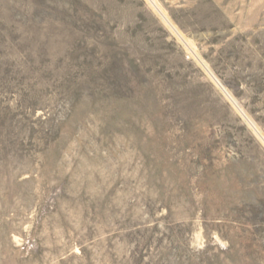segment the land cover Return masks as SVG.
Masks as SVG:
<instances>
[{
	"label": "rangeland",
	"instance_id": "rangeland-1",
	"mask_svg": "<svg viewBox=\"0 0 264 264\" xmlns=\"http://www.w3.org/2000/svg\"><path fill=\"white\" fill-rule=\"evenodd\" d=\"M0 264H264V0H0Z\"/></svg>",
	"mask_w": 264,
	"mask_h": 264
}]
</instances>
